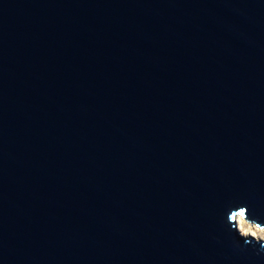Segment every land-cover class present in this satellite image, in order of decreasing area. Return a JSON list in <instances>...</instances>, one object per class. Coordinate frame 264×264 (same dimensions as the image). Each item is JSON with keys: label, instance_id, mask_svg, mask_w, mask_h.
Returning a JSON list of instances; mask_svg holds the SVG:
<instances>
[{"label": "water", "instance_id": "obj_1", "mask_svg": "<svg viewBox=\"0 0 264 264\" xmlns=\"http://www.w3.org/2000/svg\"><path fill=\"white\" fill-rule=\"evenodd\" d=\"M238 203L264 223V0H0V264H264Z\"/></svg>", "mask_w": 264, "mask_h": 264}, {"label": "clouds", "instance_id": "obj_2", "mask_svg": "<svg viewBox=\"0 0 264 264\" xmlns=\"http://www.w3.org/2000/svg\"><path fill=\"white\" fill-rule=\"evenodd\" d=\"M222 222L228 225L230 231L237 232L245 245H259L257 251H264V223L249 217L245 203L230 204L222 215Z\"/></svg>", "mask_w": 264, "mask_h": 264}]
</instances>
